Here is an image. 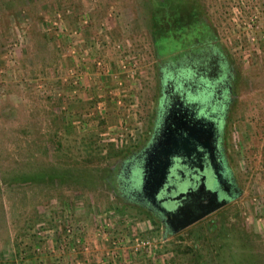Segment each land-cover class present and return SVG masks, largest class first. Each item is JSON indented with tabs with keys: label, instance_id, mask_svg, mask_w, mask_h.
I'll return each instance as SVG.
<instances>
[{
	"label": "rangeland",
	"instance_id": "rangeland-1",
	"mask_svg": "<svg viewBox=\"0 0 264 264\" xmlns=\"http://www.w3.org/2000/svg\"><path fill=\"white\" fill-rule=\"evenodd\" d=\"M151 2L0 0V264H196L198 243L249 264L241 233L264 264V0ZM198 36L229 68L235 196L171 233L122 166L151 135L157 60Z\"/></svg>",
	"mask_w": 264,
	"mask_h": 264
},
{
	"label": "flooded vegetation",
	"instance_id": "flooded-vegetation-1",
	"mask_svg": "<svg viewBox=\"0 0 264 264\" xmlns=\"http://www.w3.org/2000/svg\"><path fill=\"white\" fill-rule=\"evenodd\" d=\"M207 38L209 37L198 36L192 40L194 42L188 44L179 42L174 52L157 60V90L153 104L150 137L152 132L162 135L173 134L176 127L181 128V132L186 134L192 127L200 128L202 125L207 132L211 128L208 119L214 116L218 121L215 134L214 170L221 174L217 196L227 198L235 196V192L223 154L220 122L229 99V94H225V90L227 86L229 87L230 74L220 47L215 44V41ZM218 75L220 79L217 78ZM226 96H228L227 99ZM149 139L144 147L122 166V174L126 178L124 190L130 198L136 199L150 213L163 221L161 207L165 210L173 209L178 204V200H174L173 197L180 190L194 189L200 176H203V182L208 186L210 182H213V175L207 153L193 152L188 156H180L183 150L178 148V156L173 154L160 158V161L156 160V162L167 160L165 167L158 166L154 169L155 164L149 165L155 170L154 173L163 174V182L158 188L159 194L156 199L153 202L147 201L146 197L138 191V178L142 158L145 155L142 151ZM149 159L150 156H147V162Z\"/></svg>",
	"mask_w": 264,
	"mask_h": 264
},
{
	"label": "water",
	"instance_id": "water-1",
	"mask_svg": "<svg viewBox=\"0 0 264 264\" xmlns=\"http://www.w3.org/2000/svg\"><path fill=\"white\" fill-rule=\"evenodd\" d=\"M208 121V124H211V128L207 132L204 131L202 125L200 127L201 129L192 127L186 134H183L180 130L181 128L178 129V127L174 128L173 134L167 133L162 135L152 132L149 142L142 151L145 155L142 158L139 172L138 191L141 192L149 202H153V200L156 199L157 194H159L158 188L163 182V174L154 173V169H157L158 166L159 168L161 166L165 167L167 164V160L159 162L160 158H165L173 154L178 156V148H182L183 150V153L179 154L180 156H188L193 152L198 154L207 153L211 174L213 175V182H210V185L206 186L203 182V176H200L198 184L194 189L189 190L185 188L184 190H180L173 197L174 200H178V204L173 209L165 210L163 207L160 208L164 217L163 221L165 226L171 233H176L188 227L207 214L223 206L231 197L228 196L226 198L217 196L221 179V174L214 170L216 164L215 134L218 121L214 116H211V118L209 117ZM147 156H150L148 162L146 160ZM156 160L159 161L156 162ZM150 164H155L153 166L154 169H152V166H149ZM180 197L182 198L180 199ZM160 200L161 199H159V201Z\"/></svg>",
	"mask_w": 264,
	"mask_h": 264
},
{
	"label": "trees",
	"instance_id": "trees-1",
	"mask_svg": "<svg viewBox=\"0 0 264 264\" xmlns=\"http://www.w3.org/2000/svg\"><path fill=\"white\" fill-rule=\"evenodd\" d=\"M149 4H151V0H147ZM183 0H154V2L158 3V5L161 7V11L162 13H171L170 11V5L173 4V5H180L182 3ZM156 11L154 10V13ZM165 23H167L165 21ZM214 226V225H213ZM240 237H241V245L243 246V248L245 247V249H243V253H242V256L245 260H248V263L249 264H254L252 262V251H249L248 248H247V243L249 244L251 242L250 238L248 235H245V234H240ZM212 238V241L214 240V237H211ZM218 241V240H217ZM194 247V246H193ZM193 251H192V255H193V259L195 261L196 264H203L204 263V259L208 258V260L211 262V260L214 259V256L212 252H210L209 254L207 252V255H204L205 253L202 251V249H204V244L202 243H198V246L197 247H194V248H191ZM229 256V255H228ZM244 259L242 261H244ZM228 260L229 261H233V258L231 256L228 257ZM242 261H240L242 263ZM245 263V261H244ZM233 264H236V263H233Z\"/></svg>",
	"mask_w": 264,
	"mask_h": 264
}]
</instances>
